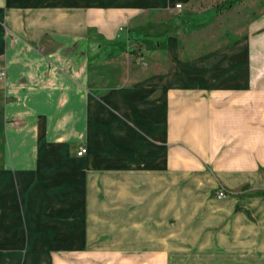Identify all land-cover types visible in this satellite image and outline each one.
I'll return each instance as SVG.
<instances>
[{"label": "crops", "instance_id": "crops-1", "mask_svg": "<svg viewBox=\"0 0 264 264\" xmlns=\"http://www.w3.org/2000/svg\"><path fill=\"white\" fill-rule=\"evenodd\" d=\"M192 1L0 0V264L115 238L125 215L139 234L154 220L142 208H167L172 174L212 184L196 264H264V18L224 43L176 29L162 65L128 29ZM199 16V31L220 27L214 7ZM219 186L229 196L211 199Z\"/></svg>", "mask_w": 264, "mask_h": 264}, {"label": "rangeland", "instance_id": "rangeland-1", "mask_svg": "<svg viewBox=\"0 0 264 264\" xmlns=\"http://www.w3.org/2000/svg\"><path fill=\"white\" fill-rule=\"evenodd\" d=\"M229 5L232 7L230 6L228 10ZM179 6L181 8H177L178 5H176L171 12H152L137 21H135L134 16L128 26L133 38L135 35L140 37L144 41L143 46L150 53V57L161 65L166 56V47L162 46L163 41L169 33L176 29L182 37H187L188 41H195L202 38L201 36H204V39H211L209 36L211 35L215 41L224 43L234 39L235 34L233 32L243 27L244 24L255 23L264 18V0H193L187 6L182 3H179ZM212 7L217 9L220 15L214 22L220 27L214 26L199 31L202 27L200 22L202 19L199 14ZM204 18L210 17L206 14ZM180 19L188 24L187 30H182ZM122 35L123 39L127 41L123 33ZM158 44L161 46L159 47ZM3 105L0 87V137L3 134ZM180 146L183 145L179 142H173L172 150L174 151ZM174 155L173 168L183 164L181 160L176 158V153ZM195 157L197 158L193 152L188 151L187 158L189 160ZM210 165L208 163L199 168L190 166L188 170L197 173L209 168ZM0 167H2V161ZM183 180L179 178V175L172 174L171 181L173 183L166 190L170 191L166 209L159 211V206L141 209L142 212L150 210L152 213L150 217L154 220L153 224L146 225L144 229L145 224L141 223L139 234L135 233V224H132L131 219L128 220L129 217L125 215L121 219L123 222L114 221V226L121 229L122 234H124L122 239L121 233L115 238L93 237L91 246L86 249L79 250L68 246L57 247L50 249L47 253L42 252L46 253V257L43 259L42 253H31L30 250L24 249L22 252L12 254L10 259L18 261V264H196L198 260L201 261L202 251L207 245V243L202 242L196 253L197 226H208L210 221L215 218L213 212L216 211V208L213 204L206 205L205 203L210 185H212L210 180L197 179L192 180L189 184L182 183ZM221 191L226 193L225 198L229 196V191L224 186H219L216 191L211 192L210 198L225 199H218L217 194ZM150 196L155 201L164 200L163 195L156 196L155 192L151 193ZM128 209L124 210L127 211ZM197 218H199L198 221L192 224L193 220H197ZM197 223L198 225H196ZM184 226H186L187 231L182 230ZM148 227L154 228L155 232L153 234H149V231L143 232Z\"/></svg>", "mask_w": 264, "mask_h": 264}, {"label": "built area", "instance_id": "built-area-1", "mask_svg": "<svg viewBox=\"0 0 264 264\" xmlns=\"http://www.w3.org/2000/svg\"><path fill=\"white\" fill-rule=\"evenodd\" d=\"M177 8H181V6L178 5ZM6 77V73L5 71L0 70V81H2L4 78ZM87 149L86 148H80L77 155L78 157H82L84 154H86ZM218 199H222L226 197V193H224L223 191L219 192L217 194Z\"/></svg>", "mask_w": 264, "mask_h": 264}, {"label": "trees", "instance_id": "trees-1", "mask_svg": "<svg viewBox=\"0 0 264 264\" xmlns=\"http://www.w3.org/2000/svg\"><path fill=\"white\" fill-rule=\"evenodd\" d=\"M230 6H231V5H229V6L227 7L228 10L230 9ZM231 7H232V6H231Z\"/></svg>", "mask_w": 264, "mask_h": 264}, {"label": "bare ground", "instance_id": "bare-ground-1", "mask_svg": "<svg viewBox=\"0 0 264 264\" xmlns=\"http://www.w3.org/2000/svg\"><path fill=\"white\" fill-rule=\"evenodd\" d=\"M176 7V6H175ZM74 201V200H73ZM76 202V201H75ZM82 205V204H81ZM75 210V209H74ZM65 212V211H64Z\"/></svg>", "mask_w": 264, "mask_h": 264}]
</instances>
